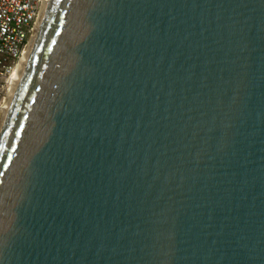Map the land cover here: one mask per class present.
<instances>
[{"label":"water","instance_id":"1","mask_svg":"<svg viewBox=\"0 0 264 264\" xmlns=\"http://www.w3.org/2000/svg\"><path fill=\"white\" fill-rule=\"evenodd\" d=\"M0 264H264V0H41Z\"/></svg>","mask_w":264,"mask_h":264},{"label":"built area","instance_id":"2","mask_svg":"<svg viewBox=\"0 0 264 264\" xmlns=\"http://www.w3.org/2000/svg\"><path fill=\"white\" fill-rule=\"evenodd\" d=\"M40 5L41 0H0V94L2 97L7 94L11 73L27 45Z\"/></svg>","mask_w":264,"mask_h":264},{"label":"bare ground","instance_id":"3","mask_svg":"<svg viewBox=\"0 0 264 264\" xmlns=\"http://www.w3.org/2000/svg\"><path fill=\"white\" fill-rule=\"evenodd\" d=\"M25 49H26V46H25V48H24V51H25ZM15 71H16V65H15V67H14L12 73H11L10 80L13 78V76H14V74H15ZM7 92H8V90H7ZM5 99H6V98H5ZM4 101H5V100H4ZM3 103H4V102H3ZM3 103H2L0 106H2Z\"/></svg>","mask_w":264,"mask_h":264},{"label":"rangeland","instance_id":"4","mask_svg":"<svg viewBox=\"0 0 264 264\" xmlns=\"http://www.w3.org/2000/svg\"><path fill=\"white\" fill-rule=\"evenodd\" d=\"M0 98H1V99H0V105H1V104L3 103V99L5 100V98H6V95L4 94L3 97H2V95L0 94ZM2 98H3V99H2Z\"/></svg>","mask_w":264,"mask_h":264}]
</instances>
